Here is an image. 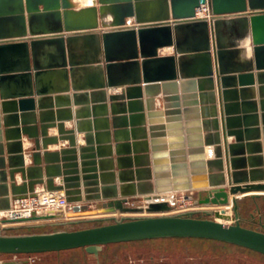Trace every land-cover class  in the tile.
Here are the masks:
<instances>
[{"label": "water", "instance_id": "obj_1", "mask_svg": "<svg viewBox=\"0 0 264 264\" xmlns=\"http://www.w3.org/2000/svg\"><path fill=\"white\" fill-rule=\"evenodd\" d=\"M203 3L210 6L209 17L197 15ZM165 47L171 52L163 53ZM90 93L103 111L111 101L114 125L122 123L127 136L119 151L135 154L138 182L122 184L120 192L106 157L111 152L97 131L99 119L108 125L107 118L95 112L93 132L92 120H83L93 117L89 106L76 115L69 108L71 95L81 105L90 102ZM161 93L165 109L154 105ZM155 114L161 117L155 120ZM76 132H84L83 143ZM262 135L264 0H89L80 6L73 0H0V211L43 184L72 203L77 217L67 222L113 219L49 232L0 231V254L77 248L99 254L112 243L177 237L264 254V221L246 225L240 212L247 196L260 210L264 159L256 139ZM61 141L67 144L49 149ZM131 172L122 171V181H133ZM190 190L197 207L173 211L167 195ZM135 195L146 203H132ZM231 201L232 222L217 220V207ZM60 212L1 218L0 228L41 225L32 222Z\"/></svg>", "mask_w": 264, "mask_h": 264}, {"label": "rangeland", "instance_id": "obj_2", "mask_svg": "<svg viewBox=\"0 0 264 264\" xmlns=\"http://www.w3.org/2000/svg\"><path fill=\"white\" fill-rule=\"evenodd\" d=\"M142 204L143 197H135L132 201ZM251 202V201H250ZM260 210L253 203H248L240 210L246 225L259 226V220L264 221V197L259 201ZM184 206L176 204L173 211H183ZM232 209V207H231ZM63 217V216H62ZM217 220L232 222V214H216ZM61 218V217H60ZM84 221L71 223L66 220L54 223L51 219L33 221L41 225L2 226L3 233H33L49 232L63 229H74L111 221ZM21 260L16 264H264V257L247 252L243 248L225 246L216 242L199 241L195 239H159L135 240L106 245L99 254L85 249H73L60 252L33 254H0V264L4 260ZM27 260V261H24Z\"/></svg>", "mask_w": 264, "mask_h": 264}, {"label": "crops", "instance_id": "obj_3", "mask_svg": "<svg viewBox=\"0 0 264 264\" xmlns=\"http://www.w3.org/2000/svg\"><path fill=\"white\" fill-rule=\"evenodd\" d=\"M75 2H77L76 0H73ZM85 1V0H84ZM87 4V3H86ZM80 6V5H79ZM132 18L131 17H128L127 21L129 22H132ZM247 56H250L251 53L248 52V54H246ZM116 91H121V88H118L116 89ZM110 92V89L108 90L107 94H109ZM180 94H182V92L180 91ZM254 95H255V100L258 102V105H259V96H260V91H259V84L256 82L255 86H254ZM109 96V95H108ZM162 96L163 94H159L155 97V102H154V105L156 106L157 109H165L164 108V101L162 99ZM88 97L90 98V102L88 104H81V105H76L74 104V101H73V96L71 95V103L69 105V108L71 110V112H73L74 115H76V112L78 109L82 108V107H87V105L89 106V111H90V114L93 116V117H86V119H83V120H92L91 123H92V126H93V129L95 128V125H94V113L97 112V116H99L100 118H107L108 120V125L104 124L105 122H103V120H100L99 119V125L97 126L98 127V130L97 131H100L101 132V138H100V141L102 142V144H104L103 146H105V149L108 150L109 152H111V155L107 154L106 157L107 158H111L112 162H111V166L109 167V170H111V172L113 173V181L115 182L116 186H117V190L120 192V189H121V185L124 184V183H130V182H134V184H137V173H136V162H135V158H134V152H132L131 154H125L123 153L124 150L122 151H119V149H122L123 147H119L118 144H122L124 143L127 139H126V132H124V127H123V124L122 123H118V126H122V127H118L116 128L115 125H114V122H113V112H112V107H111V101H109V99H107V103L105 104L106 105V111L102 110L103 107L100 106V102L98 101H94V95L92 93H90V95H88ZM96 97V96H95ZM96 99V98H95ZM94 105H97V108H94L93 106ZM146 103H145V112H146V121H147V128L149 127V124H150V116L148 114V110L146 108ZM106 112V115H104V113ZM107 116V117H105ZM164 117H166V114L164 113L163 114ZM158 117H161V115H156L154 116L153 119L155 120H158L156 118ZM66 124L67 126H74L75 125V119L74 120H68L66 121ZM108 126V129L107 127ZM128 129V138H130V141H132V130H131V127L130 125L127 127ZM121 130L119 132V137L116 136V130ZM106 130L109 131V137L104 133V132H107ZM123 131V132H122ZM51 133H55L57 132V129L54 128V129H51L50 130ZM93 132H95V129L93 130ZM137 133V132H136ZM187 134V133H186ZM76 135H77V138H78V141L83 143L85 141L84 139V132H76ZM24 147H25V154H26V163L27 164H31V156L29 154V150H31V145H30V141H29V138L24 136ZM230 140H234V137H231ZM256 140H259L260 142V146H261V149H262V156H263V159H264V136L262 135L259 139H256ZM3 145L4 147L6 148V138L4 136L3 138ZM63 144H67L66 141L63 142L61 141L59 144L55 145H50L49 146V149H55V148H58L59 146L63 145ZM119 147V148H118ZM132 151H134V148H133V145H132ZM248 148L247 146L245 147V156H248ZM119 152H121V154H119ZM129 156L131 157L129 159ZM121 158V160H119ZM123 158H126V159H123ZM247 163V169L250 168L249 166V160L246 161ZM122 165V166H120ZM132 165V167H130ZM264 169V165L261 167ZM129 170H132V172L130 173L132 178H134L133 181H130V179L128 180H123L122 181V177H121V172H129ZM129 177V178H130ZM17 181L20 182L22 181V178L20 176V173L17 174ZM56 182H59L58 178L56 179ZM207 187L209 188L210 185H207ZM38 189H44L45 190V185L43 184H40V185H37V190ZM177 193V192H175ZM174 193V194H175ZM135 197H139L138 195H135ZM264 196H261L258 201H260ZM251 201V202H250ZM248 203H253L255 205V201L253 200V198H251L250 196H247V197H244L241 199L240 201V210L243 211V208L245 209V205L248 204ZM260 204V202H259ZM261 205V204H260ZM256 207V205H255ZM261 207V206H260ZM52 212H60V211H52ZM60 213H62L63 217L61 216L58 217V218H53L51 219L52 222H49L47 221L48 223H54V222H57V221H62V220H67L68 218H73V217H77V216H73V217H67L65 216V211H61Z\"/></svg>", "mask_w": 264, "mask_h": 264}, {"label": "built area", "instance_id": "obj_4", "mask_svg": "<svg viewBox=\"0 0 264 264\" xmlns=\"http://www.w3.org/2000/svg\"><path fill=\"white\" fill-rule=\"evenodd\" d=\"M197 15L209 17V4L203 3L197 10ZM174 197L175 200L172 202L174 207L176 204H180L184 206L183 211L197 207L195 202L197 195L195 191H178L175 193ZM144 203H146L145 200L142 204ZM52 211H72V203L67 200L65 194L61 191L38 189L34 194L15 198L12 201L11 208L2 211L0 219L30 217L34 212L41 213Z\"/></svg>", "mask_w": 264, "mask_h": 264}, {"label": "bare ground", "instance_id": "obj_5", "mask_svg": "<svg viewBox=\"0 0 264 264\" xmlns=\"http://www.w3.org/2000/svg\"><path fill=\"white\" fill-rule=\"evenodd\" d=\"M77 2V4L78 5H86V3L89 1V0H76ZM171 50H172V48L171 47H165V48H163L162 49V52L163 53H168V52H171ZM175 194H171V193H169L168 195H167V198H169V200L171 201V202H173L174 200H175ZM231 198H232V196H231ZM231 207H232V201H231V203L229 204V205H227V206H225V207H221V206H219V207H217V209H218V213H223V215H229V214H232V209H231ZM223 208H225V210H222ZM1 214H2V211H0V217H1ZM65 216H67V217H73V216H75L74 215V213L72 212V211H65ZM220 221V220H219ZM223 222H226V221H223ZM227 223H228V221H227Z\"/></svg>", "mask_w": 264, "mask_h": 264}, {"label": "trees", "instance_id": "obj_6", "mask_svg": "<svg viewBox=\"0 0 264 264\" xmlns=\"http://www.w3.org/2000/svg\"><path fill=\"white\" fill-rule=\"evenodd\" d=\"M156 240H159V239H195V240H199V241H208V242H216V243H219V244H223L225 246H231V247H239V248H243L244 250H246L247 252H251L253 254H257L261 257H264V254L261 253V252H258V251H255V250H252V249H249V248H246V247H243V246H240V245H237V244H232V243H229V242H224V241H219V240H214V239H208V238H184V237H177V238H155ZM150 240H154V239H150ZM112 244H115V243H112ZM111 245V244H110ZM77 249H82L84 250V248H77ZM73 250V249H72Z\"/></svg>", "mask_w": 264, "mask_h": 264}]
</instances>
